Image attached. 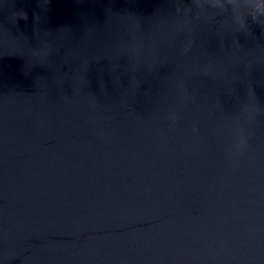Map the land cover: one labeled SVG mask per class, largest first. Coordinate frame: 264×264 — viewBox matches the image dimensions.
Instances as JSON below:
<instances>
[{
	"label": "water",
	"instance_id": "95a60500",
	"mask_svg": "<svg viewBox=\"0 0 264 264\" xmlns=\"http://www.w3.org/2000/svg\"><path fill=\"white\" fill-rule=\"evenodd\" d=\"M0 264H264V0H0Z\"/></svg>",
	"mask_w": 264,
	"mask_h": 264
}]
</instances>
